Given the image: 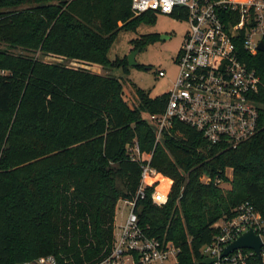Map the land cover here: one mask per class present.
Returning a JSON list of instances; mask_svg holds the SVG:
<instances>
[{
    "label": "trees",
    "instance_id": "trees-1",
    "mask_svg": "<svg viewBox=\"0 0 264 264\" xmlns=\"http://www.w3.org/2000/svg\"><path fill=\"white\" fill-rule=\"evenodd\" d=\"M130 5L0 0V264L47 255L60 264L101 259L112 245L117 204L134 199L148 161L161 180L148 184L135 211L150 235L180 248L178 264L200 260V249L217 233L214 224L243 203L264 222L263 53H239L261 80L255 135L232 149L176 122L156 144L145 116L163 112L167 95L150 97L135 87L137 105L130 106L120 78L88 69L128 71L126 57H107L117 33L156 22L151 12L135 16ZM156 40L158 34L141 35L131 51ZM135 139L139 163L126 152ZM227 169L228 191L200 181L205 174L226 181ZM156 190L167 196L160 207L152 202ZM254 264L264 263L255 258Z\"/></svg>",
    "mask_w": 264,
    "mask_h": 264
},
{
    "label": "built area",
    "instance_id": "built-area-1",
    "mask_svg": "<svg viewBox=\"0 0 264 264\" xmlns=\"http://www.w3.org/2000/svg\"><path fill=\"white\" fill-rule=\"evenodd\" d=\"M130 6L135 16L151 12L184 20L188 26L174 59L178 73L165 93V109L145 116L154 130L155 143L162 141L165 134L170 135L176 122L195 129L210 144L232 149L255 135L262 105L254 96L261 80L240 60L239 53L243 48L253 56L264 55V0H131ZM157 74L165 76L161 70ZM126 152L131 161L140 162L136 139L127 144ZM160 180L150 161L141 165V181L134 199L121 200L128 211L121 223L115 222L112 245L92 264L179 263L180 248L170 240L150 235L135 211L136 202L146 196L148 184ZM200 181L219 186L224 182L220 176L206 174ZM151 197L159 207L167 202V196L158 190ZM214 228L216 235L200 249V260L193 264H204L207 259H215L210 264H254L255 258L264 263V222L250 203L239 205L232 217L220 219ZM249 230L263 243L260 257L248 248L222 255L228 245ZM20 264L60 263L55 256L47 255Z\"/></svg>",
    "mask_w": 264,
    "mask_h": 264
},
{
    "label": "rangeland",
    "instance_id": "rangeland-1",
    "mask_svg": "<svg viewBox=\"0 0 264 264\" xmlns=\"http://www.w3.org/2000/svg\"><path fill=\"white\" fill-rule=\"evenodd\" d=\"M187 28V23L184 20L166 15H157L156 22L153 25L141 22L135 28L122 29L117 33L107 53L110 61L126 57L132 49L130 42L141 35L158 34L167 35L170 38L167 40H156L139 51L136 55L138 66H128V71L125 74L120 69L113 71L101 67H88V69L103 75H114L120 78L124 84V93L130 106L137 105L135 87L147 92L150 97L163 95L172 87L177 77L178 66L174 59L182 44ZM45 60L61 61L60 59L48 57ZM65 63L73 67L82 66L76 62ZM160 70L165 72V76H158L157 72ZM225 176L228 180L221 184V188L223 191H228L231 188V170L227 169ZM125 211H128V207L124 210V205L120 200L117 204L115 219L117 224L121 223ZM116 223L114 226H116Z\"/></svg>",
    "mask_w": 264,
    "mask_h": 264
},
{
    "label": "water",
    "instance_id": "water-1",
    "mask_svg": "<svg viewBox=\"0 0 264 264\" xmlns=\"http://www.w3.org/2000/svg\"><path fill=\"white\" fill-rule=\"evenodd\" d=\"M169 38L170 37L167 35H160L159 36L160 40H167ZM259 49L263 50V47L259 46ZM138 53H139V50H134V51H131L126 56L127 64L129 67H137L138 66V63L136 62V55ZM262 246H263V243H262L260 237L255 235L252 230H249L248 232L241 235L236 241H234L233 243L228 245L227 248L224 250L222 255H226V254H228V253H230L233 250L238 249V248H248V249L254 250L255 253L258 255V257H260V251H261ZM214 260L215 259H207L203 263L204 264H210V263L214 262Z\"/></svg>",
    "mask_w": 264,
    "mask_h": 264
},
{
    "label": "flooded vegetation",
    "instance_id": "flooded-vegetation-1",
    "mask_svg": "<svg viewBox=\"0 0 264 264\" xmlns=\"http://www.w3.org/2000/svg\"><path fill=\"white\" fill-rule=\"evenodd\" d=\"M160 36V35H159Z\"/></svg>",
    "mask_w": 264,
    "mask_h": 264
}]
</instances>
